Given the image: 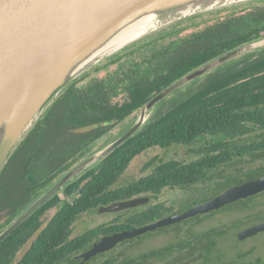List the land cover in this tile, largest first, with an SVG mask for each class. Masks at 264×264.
I'll use <instances>...</instances> for the list:
<instances>
[{"label":"trees","instance_id":"obj_1","mask_svg":"<svg viewBox=\"0 0 264 264\" xmlns=\"http://www.w3.org/2000/svg\"><path fill=\"white\" fill-rule=\"evenodd\" d=\"M250 6L252 4L236 6V9L246 10ZM220 13L222 19L216 22L219 26L191 34L183 42L174 40L168 48L154 53V61L159 62L149 71L132 64L126 75L122 68L119 69L124 72L125 79L114 81L110 77L109 81L80 86L92 74L108 70L135 52L122 57L117 54L65 88L19 145L0 177V233L60 178L91 155L101 139L136 115L155 95L225 53L264 38V9L240 15L232 14L231 9L228 18L227 10ZM257 53V60L250 61L247 58L250 55L243 56L245 65L237 71L222 73L220 69L215 76L211 73L213 79L202 89L168 110L155 113L128 141L68 184L64 192L72 195L73 204L65 205L54 216L52 226L38 235L28 253L16 264H78L80 260L74 257L92 248L102 237L140 227L149 220H160L163 218L161 212L169 210L163 204H156L133 217L113 220L81 236L70 237L72 224L83 214L100 207L143 196L158 200L166 188L187 191L207 182L217 184L211 189L225 191L263 176L264 165L246 174L245 180L233 175L219 182L215 180L222 168L237 159L248 156L254 161H264V50ZM122 95H127L125 101L114 102ZM252 135L255 138L250 141L248 138ZM207 137H211L212 142L199 149L197 160L156 157L146 165V168H153L150 174L128 185L117 186L132 162L148 150L195 146ZM239 139L243 141L238 143ZM64 192L55 195L0 244V264L12 263L16 252L34 234L30 224L57 204ZM252 200L250 197L238 201L242 205L235 202L231 206L244 211L254 202ZM222 234L225 233L216 228L205 232L201 238L210 240ZM187 244L189 246L171 244L122 260L121 255L111 256L114 249L107 253L111 257L99 255L88 264L99 260V264H153L165 260L164 264H169L168 259L174 252L190 248L191 244ZM246 255L249 254L239 252L238 259L232 257L225 261L226 254L220 252L217 260L219 264H238Z\"/></svg>","mask_w":264,"mask_h":264},{"label":"water","instance_id":"obj_2","mask_svg":"<svg viewBox=\"0 0 264 264\" xmlns=\"http://www.w3.org/2000/svg\"><path fill=\"white\" fill-rule=\"evenodd\" d=\"M264 0H0V177L35 124L74 80L124 49L194 18ZM264 48V38L225 53L154 96L133 125L67 172L0 233V244L68 184L139 132L167 97L228 61ZM264 193V175L232 186L214 199L177 215L96 241L82 264L119 244L187 219L219 211ZM149 198L100 207L119 213ZM264 232V222L240 232L243 241ZM197 258L184 264H191Z\"/></svg>","mask_w":264,"mask_h":264},{"label":"rangeland","instance_id":"obj_3","mask_svg":"<svg viewBox=\"0 0 264 264\" xmlns=\"http://www.w3.org/2000/svg\"><path fill=\"white\" fill-rule=\"evenodd\" d=\"M263 2L264 1L248 3L252 4V6L236 15H240L243 12H257L261 9H264ZM248 4H245L243 6H246ZM219 13V11L209 13L181 23L183 24V26H186L188 24H199L200 27H188L187 30L180 35V37L188 38L192 33L204 30V28L208 24L220 22V18L222 19V17L220 16L221 13ZM182 38H178L179 40H181L180 42L184 41ZM165 43H168V41ZM158 62L159 60L157 61V63ZM225 67H228V65H226ZM116 69L117 67L113 66L106 71H102L101 73L92 74L89 78H87L86 81L80 83V86L87 85L88 83H92L94 81H109L108 78L116 76L114 74L117 71ZM202 81L203 80L198 82L199 85L194 86L195 83H193L190 86H185L181 90V92L171 94L169 98H166L164 100L165 102L163 101L164 103L161 102L156 113L161 110L166 111L170 107H172L174 103L189 97L191 93L197 91L200 85L203 84ZM191 86H194L192 90H190ZM125 99H127V95H122L121 97L115 98L114 102L122 103L123 101H125ZM139 115L140 111L136 115L128 118L122 124L116 126L111 133L106 135L96 144L95 149L98 150L102 148L104 145L118 137V134L121 131L129 127L131 124L133 125ZM253 138H255V135L250 136L248 139L251 141V139ZM242 141L243 140L239 139L237 142L241 143ZM211 142L212 138L207 137L206 140L199 142L195 146H173L166 150H162L159 148L148 150L146 153L138 156L132 162L130 168L121 178L117 186L119 187L128 185L150 174L153 168H146V165L156 157L162 158L164 160L178 159L188 162L197 160L198 158H200L198 152L199 149L208 146V144H210ZM262 165H264V161H254L250 157L246 156L239 160H235L230 166L222 168L218 172V176H216L215 180L216 182H219L221 180H224L223 177H227L229 175L238 176L241 179L245 180L246 174L250 173L253 169L261 167ZM212 186H217V184L215 182L198 184L187 191H183L181 189L166 188L158 197V200L151 199L150 196H143L141 198H149V202L147 203V205L144 204L140 207L129 209V211L105 214H97L96 211H94L91 213L83 214L82 217L78 220L76 228H74L75 233L82 234L89 229L109 223L113 220H123L128 217H133L137 213L145 211V209L154 207L156 204H163L164 206L169 208V210H164L163 212H161L163 214V218L174 214H182L197 205L214 199L222 193L221 191L211 189ZM252 201L254 202L250 203L249 208L244 211L240 210L239 208H232V206L230 205L226 207V209L223 208L225 209L223 211L219 210L212 212L206 216L203 215L190 218L178 224L164 227L154 232H149L133 240L125 241L116 248L115 252L111 256L121 255L122 260L124 257H139L143 254L149 253L150 251L160 249L171 244L181 243L188 245L187 243H190V248L186 247L180 251L174 252L173 255L168 259L169 264H184L194 258H197V260L191 264H219L217 259L220 252L226 254L227 257L226 259H224L225 261H228L232 257L236 260L238 259L237 254L239 252H246L249 255L240 258L238 264H264V232L243 241L238 238V235L243 230L264 222V193L257 195V197H253ZM238 203V205H242L241 202ZM158 220L159 219H156L155 222ZM152 223H154V221L149 220L142 226ZM136 228H138V226ZM216 228L220 229L225 234H222L223 236L221 235L219 237H213L210 240H207L208 238H201L202 234ZM215 245H217L216 250ZM24 251L25 249L21 251L19 250L15 255V258L12 260L11 264H16L22 257ZM111 256L107 254V257ZM261 259L263 260L262 262H260ZM100 261L101 260H99L98 262H93L92 264H99ZM164 262L167 261L165 260L162 262H154L153 264H164Z\"/></svg>","mask_w":264,"mask_h":264},{"label":"flooded vegetation","instance_id":"obj_4","mask_svg":"<svg viewBox=\"0 0 264 264\" xmlns=\"http://www.w3.org/2000/svg\"><path fill=\"white\" fill-rule=\"evenodd\" d=\"M237 7L235 6V7H231V8H228V9H226L227 10V12H229V15H227L226 16V18H228V17H231L230 16V10L231 9H233V13L232 14H238V13H240L241 11H243V10H245V9H236ZM212 24V23H211ZM208 24L205 28H204V30L205 29H210V28H213L214 26L215 27H217V26H219V25H216V24H218V23H214V24ZM193 26L192 27H194V28H197L196 26H198V27H200L199 26V24H192ZM188 27H191V24H188V25H186V26H183V24H179V25H175V26H173V27H170V28H168V29H165V30H163V31H161V32H159V33H157V34H155V35H153V36H151V37H149V38H147V39H145V40H142V41H140V42H138V43H136V44H134V45H131V46H129L128 48H126V49H124L123 51H121L120 53H118V54H121V57L122 56H124V55H126V54H128L129 52L130 53H133V52H135L134 53V55H132V56H128V58H125L124 59V57H123V59L121 60V61H119V62H117L116 64H114V66L115 67H117V71H116V73H114L116 76L114 77H111V79L112 80H119V79H125L124 77V75H122L124 72H121V71H119V69L120 68H122L124 71H125V75H126V73L128 72V70H129V66L131 65L132 67H133V65L132 64H134V66L137 68V67H141L142 69H144V70H148L149 71V69H152V68H155L156 67V64H157V61H154V59H153V54L154 53H158L159 51L161 52V50L162 49H165V48H168L169 46H171L173 43V41L174 40H176L177 42H179V41H181V40H179L178 38H182V37H180V35L184 32V31H186L187 30V28ZM204 30H202V31H204ZM202 31H197V32H194V33H198V32H202ZM194 33H192V34H194ZM182 39H185V38H182ZM168 41V43H165V42H167ZM174 47V49H175V46H173ZM241 47V46H240ZM239 48V47H238ZM174 49L172 50V52L174 53ZM237 49V48H236ZM262 50H264V48L263 49H260V50H257V51H254V52H251V53H249V54H246V55H243V56H248V55H250V56H248L247 58L250 60V61H252V60H257V56H259V53H257L258 51H262ZM149 54H151V55H149ZM116 56V55H115ZM243 56H241V57H238V58H235V59H233V60H231V61H228V62H226V63H224V64H222V65H220V66H217L216 68H214V69H212L211 71H209L210 73H205V74H203L202 76H200V77H198V78H196V79H194V80H192L191 82H189L188 84H186V85H184L182 88H180V89H178L176 92L177 93H179V92H181V90L185 87V86H190V85H192L193 83H195V85L194 86H196V85H199L198 84V82H200L201 80H203L202 81V85H200V87L197 89V91H195L194 93H196V92H198L200 89H202V87L204 86V85H206L211 79H213V77H212V74H213V76H215L219 71H220V69L222 70V73H224L226 70H229V71H231V70H233L234 69V71H237V70H239L240 68H243L244 67V65H245V63L244 62H242V57ZM162 59V58H161ZM243 61H245V60H243ZM124 64H126L125 66L126 67H122V65H124ZM226 65H228V67H225ZM212 73V74H211ZM194 86H191V88H190V90H192L193 88H194ZM176 92H174V93H176ZM173 93V94H174ZM194 93H191L190 95H192V94H194ZM156 96V95H155ZM171 96V95H170ZM169 96V97H170ZM169 97H167V98H169ZM188 98V97H187ZM186 98V99H187ZM183 100H185V99H182V100H180V101H183ZM173 101V100H172ZM180 101H178V102H180ZM165 102V101H164ZM163 102V103H164ZM178 102H176V103H178ZM175 104V103H174ZM256 133H257V128H256ZM14 177V176H13ZM257 179V178H256ZM254 180V179H253ZM249 181V180H248ZM74 182V181H73ZM72 183V182H71ZM242 184V183H241ZM238 185H240V184H238ZM236 186V185H235ZM59 192H64V189L63 190H61V191H59ZM58 192V193H59ZM221 192H224V191H221ZM220 192V193H221ZM58 193L56 194V195H58ZM254 197H257V195L256 196H254ZM73 197H72V195L71 196H69V194L68 193H65L64 192V195H61V196H59V198L57 199V204H54V206L53 207H51L48 211H46V213H44V214H42V215H40L37 219H36V222H34L33 221V223H31L30 224V231H33L34 232V234L31 236V237H28L27 238V240H26V242H25V244L21 247V249H20V251L21 250H24L25 249V251H24V253H23V255H22V257L19 259V261L21 260V259H23V257L28 253V251H29V249H30V247L34 244V242L37 240V238H38V235L43 231V230H46L47 228H50V226H52V221H53V218H54V216L57 214V213H59L63 208H64V206L65 205H67V204H73ZM46 204V203H45ZM232 205V204H231ZM228 206H230V205H228ZM27 209V208H26ZM40 209V208H39ZM38 209V210H39ZM25 211V210H24ZM91 213V212H90ZM70 215H72V213H70ZM67 217H69V216H67ZM30 218V217H29ZM63 218H65V217H63ZM68 219V218H67ZM28 220V219H27ZM26 220V221H27ZM25 221V222H26ZM77 222H78V220L77 221H75L73 224H72V234H71V236L70 237H77V236H81L82 234H84V233H82V234H76L75 233V229L74 228H76V225H77ZM63 225V224H62ZM27 227H28V225H27ZM7 228V227H6ZM3 231V230H2ZM76 234V235H75ZM122 244V243H121ZM120 246V244L117 246V247H119ZM116 247V248H117ZM115 248V249H116ZM114 250V249H113ZM84 252H86V251H84ZM84 252H81V253H79L77 256H75L74 257V259L75 260H80L79 262H78V264H82V260L81 259H77V257L80 255V254H82V253H84ZM109 252H111V251H109ZM109 252H107V253H109ZM107 253H104V254H107ZM16 254H17V252H16ZM104 254H100V255H104ZM99 256V255H98ZM90 261H92V259L90 260ZM90 261H88V262H86L85 264H88Z\"/></svg>","mask_w":264,"mask_h":264}]
</instances>
